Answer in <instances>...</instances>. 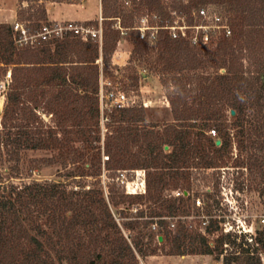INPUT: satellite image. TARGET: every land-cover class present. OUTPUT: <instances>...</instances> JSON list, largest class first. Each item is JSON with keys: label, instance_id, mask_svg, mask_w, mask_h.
<instances>
[{"label": "trees", "instance_id": "obj_1", "mask_svg": "<svg viewBox=\"0 0 264 264\" xmlns=\"http://www.w3.org/2000/svg\"><path fill=\"white\" fill-rule=\"evenodd\" d=\"M27 1L18 14L29 21L23 24L27 39L14 23H0V67L11 66L0 160L18 165L28 149H57L49 162H60L67 171L60 180H0V264H143L140 258L161 248L174 255H214L223 264H264V225L253 233L227 230L225 217L217 213L221 167L233 158L234 166L248 170L250 188L264 197V0H134L132 7L102 0L101 41L73 30L38 35L50 25L47 6L43 0ZM201 3L219 6L231 26L230 35L213 41L215 48L173 38L165 29L151 41L135 28V12L150 10L162 24L173 21L172 9L191 19L192 8ZM122 11L127 21L112 26ZM129 29L135 46L127 63L139 60L147 75L159 76L173 120L147 122L142 103L115 108L105 115L113 129L102 142L100 76ZM144 75H134L136 86ZM41 107L54 124L40 119ZM231 109L236 113L229 119ZM139 168L146 172V191L127 193L118 172ZM89 177L96 181L89 184ZM169 186L180 194H165ZM143 200L151 202L149 211L120 207ZM116 213L132 219L121 222ZM192 215L198 226L187 219Z\"/></svg>", "mask_w": 264, "mask_h": 264}, {"label": "rangeland", "instance_id": "obj_2", "mask_svg": "<svg viewBox=\"0 0 264 264\" xmlns=\"http://www.w3.org/2000/svg\"><path fill=\"white\" fill-rule=\"evenodd\" d=\"M45 5L48 7L49 4L53 3L48 7V13L52 19L62 20V19H92L86 21H72V20H62V21H53L50 20V27L57 23H61L62 25L73 24L78 27H83L84 32L83 37H85L88 32L86 29L90 31L97 32V36L100 37L102 34V26L104 23V19H98L99 14V0H67L63 2H53L50 0H43ZM134 0H118V5L124 6H133ZM139 1V0H136ZM30 4V1L27 0H0V23L8 22V23H16L20 24L29 23L27 20L19 19V12L22 8H27ZM39 4L37 1L35 5ZM203 4V3H201ZM205 4V3H204ZM207 4V3H206ZM38 6H35V10ZM115 7V6H112ZM33 10V9H32ZM113 11L110 10L107 14H113ZM125 12V11H124ZM122 11L123 18H114L112 26L118 27L120 21L126 22L125 14ZM153 12L145 9V11L135 12L133 16L134 25L141 24V18L144 15H148L149 19H152L156 23L160 20L157 18H153ZM102 17H104L103 7H102ZM131 29V28H130ZM129 30L128 33H122L121 38L118 43L121 41L120 47L126 48L130 52L133 50L135 43L130 39L131 33ZM74 31V30H73ZM93 35V34H92ZM117 43V44H118ZM118 45H116L117 47ZM212 47H216V41L212 43ZM113 57V56H112ZM100 68L103 67L104 63L102 58L99 60ZM113 61V58H112ZM2 65V64H0ZM1 67L3 69H1ZM0 67V119L3 114V109L5 105L6 99V90L7 85L10 80V72L11 66H1ZM5 67L7 68L6 72L4 71ZM106 72L102 73L100 76V86L101 79L104 80V90L110 88L122 89L126 91L130 97H133L135 103H142L145 106V114L147 122L149 123H157L163 125L165 123L171 122L173 120V115L171 112L170 101L167 96L166 89L159 78V76L151 74L147 70L143 68L142 64H140L139 60L124 65L113 64L107 66L105 69ZM139 72H143L145 75L140 76L138 85L136 86L133 77L134 75H138ZM5 73V74H4ZM102 77V78H101ZM147 103V105L144 104ZM111 112V110L104 109V115ZM228 118L232 119V114L230 111H227ZM40 119L46 124H54L52 119V115L48 112H45L43 107L40 108L39 111ZM113 127H108V123L106 119H101L100 122V130L102 142L104 141L108 132ZM234 156L237 153L236 144L234 145ZM58 153L57 149H28L23 152L22 160L16 166L13 162H1L0 160V180L5 182H13L16 184H24L32 181H44V180H60L65 179V174L67 169L63 167L60 162H49L52 157L56 156ZM233 156V157H234ZM107 155L104 153L102 149V158H101V175L102 185L105 190V194L107 193L106 183L109 181V178L106 176L108 172L105 169V159ZM234 158L229 160L227 166L221 167V180H220V194L217 196L221 200L220 208L217 209V213L221 214L225 217L224 226L228 230H238V231H248L249 233H253L256 227L260 225H264V197L263 195L256 190L255 188H250L249 181V172L246 168L237 167L233 165ZM70 168V167H69ZM120 175V179H124L126 181L140 182L144 177L146 181V172L145 169H122L118 172ZM125 174V176L122 175ZM89 184H92L96 181V178L89 177L86 179ZM120 182H122L120 180ZM125 182H122L125 185ZM203 183V181H202ZM172 186H169L165 189L164 193H173L177 195L175 192L180 189H172ZM126 188V187H125ZM145 193V192H139ZM136 194V193H132ZM203 197L202 195L199 198ZM150 201H139L136 203H130V201H126L120 204L121 208L126 207H143L147 208L150 205ZM202 205V204H198ZM135 209V208H134ZM203 209V208H202ZM126 213L131 214L130 210H126ZM125 213H116V218L121 221H129L132 219V216H124ZM157 219V218H156ZM192 224L198 226V218L196 215L189 216L187 218ZM174 222H177V217L173 219ZM174 223H171L170 227H174ZM205 222H201V229L204 228ZM123 230L126 234L130 233V230ZM160 236V235H159ZM158 236V239H159ZM213 237V236H211ZM160 240V239H159ZM262 258L264 261V253L262 254ZM143 264H223L221 260H217L214 258V255L210 254H186V255H174L168 254L166 251L161 248L155 254L147 255L145 257L140 258Z\"/></svg>", "mask_w": 264, "mask_h": 264}, {"label": "built area", "instance_id": "obj_3", "mask_svg": "<svg viewBox=\"0 0 264 264\" xmlns=\"http://www.w3.org/2000/svg\"><path fill=\"white\" fill-rule=\"evenodd\" d=\"M168 4L182 3L191 4L192 0H162ZM170 15L173 19L172 22L166 20L164 23L159 24L149 19L148 15H144L141 18V24L136 25L135 28L140 31V37H148L151 41L156 38L159 29H165L169 32L170 36L173 38H184L188 40L192 45H204L213 43L216 38L220 35H230L231 26L229 24L228 17L221 10V8L215 4L207 3L200 4L199 6L193 7L191 12V19H188L186 14L180 12L178 9H172ZM153 18L159 19L160 16L153 14ZM15 29H21L24 34V39H27V31L22 24L16 22L14 24ZM67 30H74L76 33L84 32L83 27H78L77 25L68 24L62 25L57 23L52 27L45 25L40 28L38 35L46 37V35L56 34L61 35ZM93 35H97V32L90 31ZM90 33H86L85 36ZM83 36V35H82ZM33 37V36H32ZM102 38V34H101ZM102 78V77H101ZM135 100L130 97L129 94L122 89L110 88L106 91L104 90V80L101 79L100 86V108H101V119H106L104 115V109L112 110L115 108H121L134 104ZM145 105L147 103L144 102ZM212 134H215V130L211 129ZM125 176L124 173H122ZM122 182L125 180L122 178ZM127 193H139L146 191V181L143 177L140 182L126 181L125 182ZM177 195L180 191L175 192ZM197 204H201L199 198L196 199ZM156 228V224L153 225Z\"/></svg>", "mask_w": 264, "mask_h": 264}, {"label": "crops", "instance_id": "obj_4", "mask_svg": "<svg viewBox=\"0 0 264 264\" xmlns=\"http://www.w3.org/2000/svg\"><path fill=\"white\" fill-rule=\"evenodd\" d=\"M53 3L49 4L48 7L50 5H52ZM48 7H47V11H48ZM48 17L50 18V20L53 21H62V20H76V21H86V20H92V19H83V20H77V19H62V20H56V19H52L48 13ZM104 17H102V0H99V14H98V19L102 20ZM121 41L117 44L118 46L116 47L114 53H113V62L114 64H118V65H124L125 63L128 62L129 60V51L126 48H122L120 47Z\"/></svg>", "mask_w": 264, "mask_h": 264}, {"label": "water", "instance_id": "obj_5", "mask_svg": "<svg viewBox=\"0 0 264 264\" xmlns=\"http://www.w3.org/2000/svg\"><path fill=\"white\" fill-rule=\"evenodd\" d=\"M230 112H231L232 115H234V114L236 113L235 109H231ZM0 113H1V109H0ZM216 142H217V143H220V139H217ZM166 147H167V146H166ZM162 238H163V237L160 235V236H159V239L162 240Z\"/></svg>", "mask_w": 264, "mask_h": 264}]
</instances>
